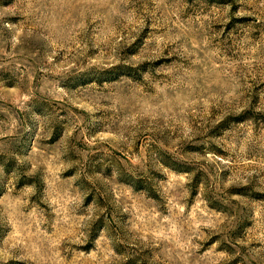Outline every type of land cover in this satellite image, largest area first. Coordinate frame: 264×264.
<instances>
[{"label": "rangeland", "instance_id": "obj_1", "mask_svg": "<svg viewBox=\"0 0 264 264\" xmlns=\"http://www.w3.org/2000/svg\"><path fill=\"white\" fill-rule=\"evenodd\" d=\"M0 264H264V0H0Z\"/></svg>", "mask_w": 264, "mask_h": 264}]
</instances>
